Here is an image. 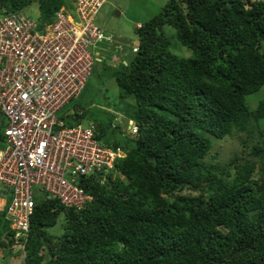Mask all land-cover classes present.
<instances>
[{
	"label": "trees",
	"instance_id": "obj_1",
	"mask_svg": "<svg viewBox=\"0 0 264 264\" xmlns=\"http://www.w3.org/2000/svg\"><path fill=\"white\" fill-rule=\"evenodd\" d=\"M34 1L40 22L68 3L0 0V14L31 19L24 11ZM165 26L189 57L168 51ZM134 30L130 62L108 68L118 97L133 99L121 111L137 136L109 132L104 114L93 122L96 141L126 153L118 176L84 178L91 200L81 210L35 198L26 241L10 240L0 212L1 250L22 264H264V97L254 108L244 102L264 85V0H168ZM232 133L245 136L241 145L254 141L246 157L207 162L210 138ZM59 215L66 229L51 240L43 228Z\"/></svg>",
	"mask_w": 264,
	"mask_h": 264
},
{
	"label": "built area",
	"instance_id": "obj_2",
	"mask_svg": "<svg viewBox=\"0 0 264 264\" xmlns=\"http://www.w3.org/2000/svg\"><path fill=\"white\" fill-rule=\"evenodd\" d=\"M105 1L73 0L39 27L21 14L0 15V199L12 242L27 239L34 196L77 205L86 197L78 178L109 173L121 157L118 147L93 138L92 124L64 126L58 117L80 96L95 62H120L121 47L93 24ZM111 128L136 132L119 119Z\"/></svg>",
	"mask_w": 264,
	"mask_h": 264
},
{
	"label": "rangeland",
	"instance_id": "obj_3",
	"mask_svg": "<svg viewBox=\"0 0 264 264\" xmlns=\"http://www.w3.org/2000/svg\"><path fill=\"white\" fill-rule=\"evenodd\" d=\"M168 0H106L105 4L98 11L94 17L93 24L99 27L106 35H112L117 38V41L122 45L121 51H117L115 54L129 63L132 59V53L130 49L137 44L136 31L133 29L136 23H144L150 18L158 15L162 9V6ZM118 10V15L115 14ZM29 17L36 19L38 15L36 1H34L24 11ZM163 31L171 38L172 43L167 47L168 51L172 54L181 57H189V53L184 47L178 44L174 37V30L165 26ZM115 72L109 69L102 62H95L93 71L88 78L85 89L81 97L71 105H68L66 109L80 108L85 113L80 120L82 125H85L87 121H95L102 116V112L106 110L118 111L119 117L122 120H131L134 122L130 115L123 113V110L127 105L133 104L132 97H125L121 99L118 97L119 90L115 84L113 77ZM264 97V86L256 93L247 95L244 97V102L250 108H254L257 102ZM61 113H65L64 110ZM65 126L72 124L64 117H61ZM72 120V118H70ZM103 121V120H102ZM6 124L5 119L0 115V130ZM245 140V136L242 134H232L229 137H225L222 140L210 138L211 150L206 157V161L216 164L219 167L228 165V161L234 156L239 155V158L243 159L247 155V151L254 144V141H247L245 145H241L240 141ZM3 144H0L2 148ZM209 155L214 156L213 159ZM124 152L123 157L125 158ZM122 157V154H121ZM230 166L228 169H230ZM232 172V170H230ZM229 179L232 175H229ZM126 182L125 179H122ZM169 198H171L169 196ZM66 220L62 216H59L55 222L53 228L44 227V232L54 240L55 236L64 233L66 227ZM4 229H7L6 224ZM3 231L1 230V233ZM41 253V252H40ZM44 253V252H43ZM11 253L7 249L1 250L0 248V264H22V260L10 258ZM16 258V257H15Z\"/></svg>",
	"mask_w": 264,
	"mask_h": 264
},
{
	"label": "clouds",
	"instance_id": "obj_4",
	"mask_svg": "<svg viewBox=\"0 0 264 264\" xmlns=\"http://www.w3.org/2000/svg\"><path fill=\"white\" fill-rule=\"evenodd\" d=\"M72 1L73 0H68V3H70V4H72ZM106 2V1H105ZM105 2L103 3V5L105 4ZM67 3V4H68ZM67 4L65 5H63V6H61L60 8H63V9H67V10H69L68 9V7H67ZM102 5V6H103ZM101 6V7H102ZM59 8V9H60ZM101 9V8H100ZM99 9V10H100ZM98 10V11H99ZM57 11V10H56ZM55 11V12H56ZM98 13V12H97ZM11 14H21V15H23V13L22 12H18V13H11ZM54 14V13H53ZM0 15H2V14H0ZM6 15H8V14H6ZM97 15V14H96ZM25 18H27L25 15H23ZM38 15H37V17H36V19H33V18H31V19H29V18H27V19H29V20H32V21H34L36 24H37V26L39 27V26H41L42 24H45V23H48V22H40L38 19ZM52 18H53V15H52V17H51V20L50 21H52ZM49 21V22H50ZM136 26H138V27H136ZM139 26H140V24L139 23H136L135 25H134V28L133 29H135V28H139ZM112 36V35H111ZM112 38H113V41L115 42V44H112L113 46L114 45H118V46H120L121 48H122V45L117 41V38H115V37H113L112 36ZM109 48L110 49H114L112 46H109ZM133 48H135V49H137V44L135 45V46H132L131 47V49H130V52L134 55L135 54V52L136 51H132V49ZM114 51V50H113ZM133 55H132V57H133ZM119 64H118V66L117 67H115V68H111V69H116V68H120V65H125L127 62H125V60L124 59H122V58H119ZM108 67V66H107ZM110 68V67H109ZM86 85V84H85ZM264 86V85H263ZM262 86V87H263ZM261 87V88H262ZM260 88V89H261ZM84 89H85V87H84ZM84 89H83V91H84ZM83 91L81 92V94H80V96L76 99V100H74V101H71L68 105H71V104H73L74 102H76L80 97H81V95H82V93H83ZM261 100V99H260ZM68 105H66V107L68 106ZM66 107H65V113L63 114V113H59V114H63L62 115V117H64L67 121H68V118H67V116H69V115H72V116H74V114L76 115V117H75V119L74 120H77V123L76 124H81L80 123V120H81V117H79L80 115H81V109L80 108H78V109H72V110H70V109H66ZM64 110V109H63ZM106 117H108V120H110L109 121V132H110V130H111V125H112V123H114L115 122V119H119V120H121V122H128V121H131V120H122V118L121 117H119V112L118 111H116V112H113L112 110H106V112L105 111H103L102 112ZM1 115V114H0ZM2 116V115H1ZM58 117H59V115H58ZM59 119H61V118H59ZM134 125H135V127H136V132L135 133H125V135L124 136H122V137H127L128 139H132V138H134L135 136H137V125L135 124V121L133 122V121H131ZM88 123H90V124H92L93 125V127L95 128V126H94V124H93V121H87V123L86 124H88ZM85 124V125H86ZM71 125H74V124H71ZM71 125H67V126H71ZM82 125V124H81ZM5 126V125H4ZM65 126V125H64ZM4 128V127H3ZM117 128V127H116ZM3 130V129H2ZM232 134H238V133H232ZM232 134H230L229 136H231ZM229 136H224V137H222V138H217V140H222L223 138H225V137H229ZM213 139H215V138H213ZM102 141V140H101ZM102 142H104V141H102ZM1 143V142H0ZM105 143V142H104ZM106 144V143H105ZM211 144V143H210ZM106 145H110L109 144V142H108V144H106ZM111 146V145H110ZM111 147H118L120 150H121V154H122V157H119V158H117L115 161H114V163H113V166H112V169L110 170V172L109 173H106V174H102V173H90V174H87V175H85V176H81V177H79L78 178V181H77V183H78V187H80L81 189H82V191H83V195L84 196H86L79 204H77V205H71V206H66V205H63V204H61L60 203V201L58 200V199H51V198H48V197H46L44 194H37L36 196H34V198H33V200L35 199V198H37V199H41V200H57L58 202H59V204L60 205H62L63 207H66V208H75L76 210H81L83 207H84V205H85V203H89L90 202V200H91V196L90 195H88V193H86L85 191H84V188L82 187V183H81V181L84 179V178H86V177H90V176H94V178L92 179V180H94V181H96V182H98V183H101V184H105L106 183V178H107V174H111L112 175V178L111 179H114V176H118V173H117V171L115 170V168H114V166H115V164L119 161V160H122V159H124V157H123V154H124V151L120 148L121 146H119V145H115V146H111ZM212 149V148H211ZM210 149V150H211ZM210 152V151H209ZM95 174V175H94ZM119 179L120 180H122V179H124L123 178V176L122 175H120L119 176ZM0 201H2L1 199H0ZM4 203V202H3ZM35 204V203H34ZM0 212H3V208H2V205L0 206ZM33 213V212H32ZM32 216V215H31ZM59 216H62V215H59ZM58 216V217H59ZM57 217V218H58ZM6 221V220H5ZM6 223H7V226H8V222L6 221ZM53 228V227H52ZM8 230H9V232H10V234L12 235V232L10 231V229H9V226H8ZM10 240H11V237H10Z\"/></svg>",
	"mask_w": 264,
	"mask_h": 264
},
{
	"label": "crops",
	"instance_id": "obj_5",
	"mask_svg": "<svg viewBox=\"0 0 264 264\" xmlns=\"http://www.w3.org/2000/svg\"><path fill=\"white\" fill-rule=\"evenodd\" d=\"M67 7H68V9H70V7H71V4L70 3H68L67 4ZM3 204V201H0V206Z\"/></svg>",
	"mask_w": 264,
	"mask_h": 264
},
{
	"label": "water",
	"instance_id": "obj_6",
	"mask_svg": "<svg viewBox=\"0 0 264 264\" xmlns=\"http://www.w3.org/2000/svg\"><path fill=\"white\" fill-rule=\"evenodd\" d=\"M115 14L118 15V10H116ZM158 31H159V28H158Z\"/></svg>",
	"mask_w": 264,
	"mask_h": 264
}]
</instances>
